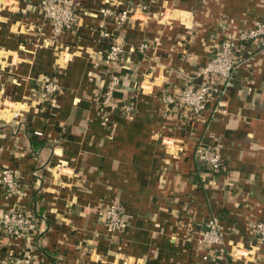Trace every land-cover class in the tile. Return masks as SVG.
<instances>
[{
  "label": "crops",
  "instance_id": "1",
  "mask_svg": "<svg viewBox=\"0 0 264 264\" xmlns=\"http://www.w3.org/2000/svg\"><path fill=\"white\" fill-rule=\"evenodd\" d=\"M76 1V28L54 37L39 0H0V165L19 177L21 204L40 219L39 259L264 264V245L249 229L264 222V50L245 44L248 62L233 76L223 112L209 104L190 121L164 102L202 82L197 72L223 37L264 22V0H133L120 29L98 13L108 0ZM104 30L126 53L122 83L102 113ZM46 76L59 86L53 105L40 97ZM199 141L220 151L231 180L204 176L193 160ZM20 200L0 199V209ZM114 202L125 226L111 231L98 212ZM213 216L225 239L220 248L197 243ZM9 250L3 240L0 256Z\"/></svg>",
  "mask_w": 264,
  "mask_h": 264
},
{
  "label": "built area",
  "instance_id": "2",
  "mask_svg": "<svg viewBox=\"0 0 264 264\" xmlns=\"http://www.w3.org/2000/svg\"><path fill=\"white\" fill-rule=\"evenodd\" d=\"M133 0H108L98 10L102 19L109 21L117 29L125 25L133 12ZM39 15L43 23H47L53 30V36L75 29L78 22L79 3L76 0H39L37 3ZM99 36L107 42L103 56V65L106 74L105 92L97 100L99 111L105 113L112 107L111 98L121 85V76L118 69L123 66V56L126 53L124 43L112 31H101ZM257 45L259 50H264V22H257L249 30L236 36H225L220 42L214 55L200 67L197 75L203 80L195 85H185L174 94L167 93L164 102L169 112L180 109L188 115L189 120L200 117L207 106L214 104L213 114L223 112V97L237 70L245 66L248 57L244 54L245 44ZM146 45H140L139 50L144 51ZM42 103L53 105L57 98L59 86L51 76H46L40 85ZM123 111L132 114L133 106L124 105ZM193 160L212 181L220 177L232 179V174L227 172L223 165L220 151L207 147L202 141L196 142L193 150ZM12 196L20 198L19 204L11 209H0V245L3 240L8 242L10 250L0 256V264H43L39 259L37 235L39 234V217L34 211L21 204L24 199V187L19 183V177L12 170L0 165V199ZM108 228L121 230L125 226L122 209L119 203L114 202L110 207L98 212ZM249 229L256 236L258 247L264 245V222L250 223ZM224 236L220 220L210 217L204 222L197 243L205 247H218L224 245ZM3 250V249H2ZM233 258L232 253H227ZM204 260L207 257H202ZM232 264H237L234 260Z\"/></svg>",
  "mask_w": 264,
  "mask_h": 264
}]
</instances>
